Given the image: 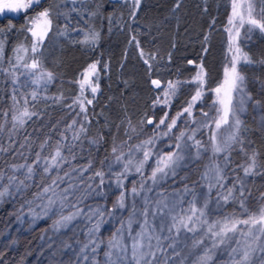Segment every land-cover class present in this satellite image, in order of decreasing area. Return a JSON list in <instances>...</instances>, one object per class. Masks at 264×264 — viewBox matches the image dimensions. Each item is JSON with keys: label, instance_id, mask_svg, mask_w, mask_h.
I'll return each mask as SVG.
<instances>
[{"label": "rangeland", "instance_id": "obj_1", "mask_svg": "<svg viewBox=\"0 0 264 264\" xmlns=\"http://www.w3.org/2000/svg\"><path fill=\"white\" fill-rule=\"evenodd\" d=\"M65 1L70 2V0H52L48 5V8L51 9L52 27L57 29L56 27L63 25V22L66 24L73 22V27L70 30L73 33L83 35L82 37H85V29L98 33L100 21L105 23L108 33L114 31V34L119 35L118 29L112 31V28H115L113 26L116 24V20L121 13L124 15L127 12L130 15L132 11L130 4L126 3L125 0L121 8L117 9L120 12L115 14L107 13L103 0H83V3L77 2L75 5L70 2L67 5L69 11L63 8ZM4 2L5 0H0V3ZM252 2L255 5L254 14L259 17L258 6L255 0ZM232 5L233 0H231L226 28L231 27L228 21L232 15ZM73 8L76 10L73 11ZM39 12L32 17H35ZM18 13L5 10L0 12V18L4 16L15 17ZM141 13V10L138 11L134 20L130 22L131 27L140 28V36L146 34V26L154 27V29H159L161 24H165V27L168 25L167 28L171 26L169 21L154 23L149 20L148 16ZM30 26L29 21L28 27ZM244 27V31L240 32V38L245 40L251 26L245 24ZM164 32V39H166L168 32ZM227 33L229 39V32L227 31ZM28 34L32 44L31 33L28 32ZM157 38L158 44H160L159 36ZM167 40L168 38L165 41ZM4 41H6V37L0 35V42L3 44ZM14 49L15 46H12V50L6 58L0 53V64L2 62L7 63L8 60H16L17 54ZM88 67L83 70L79 80L83 78L82 74ZM41 71L48 72L40 69L33 74L23 65L15 66L13 70H0L2 82L0 89L6 95L5 101L0 105V121L3 127V131H0V149H3L0 151V159H2L0 163V191H4L5 187L8 188L7 194L0 197V264H58L67 252H71V260L68 264H93V261L95 264H106L104 253L107 251L108 240L117 229H121V232L117 234L120 247L127 249L126 253L117 252L116 249H113V259H117L119 256L124 257L122 261L117 259V264H135L132 260L134 238L140 240L141 252L155 253V256L145 257V259L151 260L152 264H197L198 257L203 256L208 249H211L212 255L210 264H231L233 256L238 258L236 253L231 255L230 253L232 248L243 249L245 237L239 234L233 236L229 233L228 236L231 238L227 239L225 244L218 248H212L213 240L207 229L210 224L217 221L222 223L225 217L246 216L245 209L240 206L241 200L250 211H259L260 196L264 192V169L257 166L253 175H244L241 166L250 163L248 155L253 150L249 146L247 138L240 132L239 135L244 141L243 145L233 144L228 152L215 157V162L222 169L225 187L212 188L209 193V182L216 183L214 173L211 174L208 181L203 179V174L208 171L213 163L210 159L212 157L210 133L215 130L212 118L217 115L215 109L218 106L213 104L216 97L212 98L210 92L206 91L204 95L208 97L202 98L203 100L200 102V106L205 107L204 112L196 111L192 117L186 113L180 116L176 127L167 136L157 135L158 131L167 130L165 126H161L160 130L155 129V124L159 123L167 111L162 107V117L152 120L153 124H147L146 120H134L118 133H115L108 155L103 157L102 152L96 147L95 138L91 136L86 141L88 156L76 159L75 155H81L80 152L78 153V149L84 144L82 137L79 140L73 139L74 132L77 133L79 122L78 111L77 113L73 110L61 118L47 119L37 128H26L24 124L23 127L17 125V128L13 129L12 116L14 113L18 114V111L23 110L25 100H27L28 109L35 112L32 107L33 102L58 99V95H52L41 90L45 85L56 81L54 76L50 81L47 77H43L37 83H33ZM13 73L15 75H12ZM13 80L16 83H13ZM91 83L96 86L97 74L91 77ZM78 86L80 88L79 83ZM258 90L256 99H248L249 95L244 86L245 110L239 115L242 122L246 121L264 138V70L258 82ZM33 92L36 93L35 99L32 96ZM164 93L165 89L159 87L158 96L161 98ZM86 94H93L87 85H85L83 92V95ZM237 98L239 99V97ZM183 102L184 100L180 99L172 112L167 111L168 122L177 116ZM201 109L203 110V108ZM205 112L208 113V116L204 115ZM149 117L152 118V116ZM205 124H208L210 128L205 127ZM69 125H73V127L69 128ZM48 128H51L53 133L52 139L40 137L41 132L48 130ZM230 131L228 126H223L219 132V140L223 142L227 139ZM181 132L184 133V138L179 143H181V151L185 155V160L181 162V166L175 168L174 173L168 170L169 174L161 176L158 182L154 184L148 177L151 176L155 167L157 156L175 151V144L178 142L176 137ZM192 135L207 148V150L205 147L200 149L199 159L195 158L197 149L193 146V141L187 139L188 136ZM150 138H154V143L144 145L143 142ZM45 141H47L46 144ZM42 144H44L43 148H41ZM58 144L63 145L62 155L67 157V161L62 163L59 169H52L50 173L45 174L43 170L45 158L54 155ZM137 146H140V151H137ZM114 147L116 148L115 153H113ZM241 148L244 151H241ZM145 149H150L152 156L145 164L143 175H141L136 172L135 165L143 159V150ZM37 153H40L39 164L35 163ZM121 154L122 160L117 161L116 156ZM225 155L230 157L227 163L224 160ZM129 159L132 160V164L129 165L128 172L121 177L123 188L117 187L116 175L123 172L124 164ZM89 164L91 167H88ZM19 165H25V167L14 172L13 167ZM28 165H33L34 168L31 178H26ZM85 167H88V170L81 175L80 170ZM96 171H104L105 182L101 187H97L100 178L94 177ZM65 173H69V175L65 176ZM10 176H15L11 182L9 181ZM58 176L64 177V182L58 181L57 192L69 184L78 185L71 191L68 200L62 204L61 200L54 196L53 199L56 202L49 204L46 198L38 199L36 193L42 192V189ZM89 177L94 178L89 179ZM240 180L244 181L245 194L243 197L240 196ZM89 184L92 185V188H88ZM134 185L139 195L134 196L132 194ZM234 185V198L230 199L228 203H224L221 195L226 194V189ZM149 189L151 190L149 191ZM121 191L125 193L124 208L117 206V199ZM206 199L208 203L205 208ZM145 200H147V205ZM157 201H162V203L158 205ZM193 203L197 209L203 208L205 213L199 220L194 219L192 222L197 230L190 232L179 226V231L175 228L169 231L174 223L173 216L179 220L186 215H192L189 209ZM165 204L167 207H164ZM145 207L148 208L147 217L143 215ZM134 208L135 214L133 215ZM78 209H82L79 214H77ZM153 210H155V215H153ZM68 215H74L71 222L61 221L63 216ZM196 216H199V212L196 213ZM145 219H147V225L143 231L146 232V235L138 237L137 234L142 231L141 225H144ZM57 221H61V223L57 224ZM97 223L100 225L99 232L94 230V225ZM189 226L191 227L192 224ZM218 227L219 225H217V230ZM239 227L244 228V226ZM90 230H92L91 233ZM89 234L95 238L100 246L96 252H92L91 248L94 245L89 244V248L81 252L84 244L89 243ZM148 235L153 237L150 241L147 238ZM157 236L160 238L159 243L156 239ZM236 239H239L241 244L238 245ZM197 240H202V242L194 247V241ZM149 244L151 248L148 247ZM262 246H264V240L253 245L256 251L252 254L251 264H264V252L259 250ZM84 256H87L88 259L85 260ZM141 264H144L143 260Z\"/></svg>", "mask_w": 264, "mask_h": 264}, {"label": "trees", "instance_id": "obj_2", "mask_svg": "<svg viewBox=\"0 0 264 264\" xmlns=\"http://www.w3.org/2000/svg\"><path fill=\"white\" fill-rule=\"evenodd\" d=\"M51 1L40 0L39 4L19 12L15 17L0 18V29L3 30L0 35L6 37L2 55L6 58L12 46L17 48L23 45L28 51L21 55L27 63H31L35 56L40 61V69L53 74L56 81L45 85L41 90L58 95V99L33 102L36 115L25 126L30 129L37 128L47 119L61 118L73 110L78 111L80 114L77 112L79 122L76 131L79 133L83 125L87 132L79 133L84 144L78 149L81 155H75L76 159L88 156L86 141L91 136L95 138L96 147L104 157L108 155L114 134L125 128L129 122L144 121L149 116H152V120L162 117V107L172 112L180 99L184 100L180 109L182 112L195 94L197 84L191 81L199 71V66H203L205 72L204 94L207 91L212 98L216 97L211 89L223 81L224 69L232 57L226 31L231 0H141L138 10L142 11L141 14L148 16L154 23L169 21L171 26L167 28L168 25L165 27V24H161L159 29L146 26V34L140 36V28L131 27L130 22L134 19L125 12L124 15L120 14L113 26L115 28H112V31L118 29L119 35L114 34V31L108 33L105 23L100 21L97 42L85 44L82 42L83 35L70 30L73 22H63L57 29L52 27L40 51L34 54L26 30L28 22L34 14L48 8ZM70 2H64L63 8L67 11ZM255 2L260 12L264 4L261 0ZM104 7L107 8V13L120 12L117 6ZM164 31L168 32L167 41V38L164 39ZM86 32L89 29H85ZM236 43L253 60L251 64L240 63L238 69L245 77L246 92L251 99H256L259 93L258 82L264 70V63L261 62L264 61V33L253 28L245 40L239 38ZM141 51L144 57L141 56ZM145 59L149 60L148 64H145ZM93 63L97 64V92L83 95L77 81L83 70ZM16 64V60L2 62L0 70H13ZM151 79L158 80L165 92L169 91V82L177 85L176 94L171 97L169 105L162 103L164 94L160 98L161 103H155L159 88L150 84ZM77 97L85 102L86 113H82L79 105L74 103ZM207 97L203 95L202 98ZM5 99L6 95L0 89V105ZM89 99L93 101L90 105L86 103ZM200 102L195 105L192 114L196 111L204 112L205 107L200 106ZM241 133L247 138L251 149L257 153L258 167L264 169V138L246 121L242 124ZM52 135L51 128H48L39 136L52 139ZM70 260L71 252H67L58 264H68Z\"/></svg>", "mask_w": 264, "mask_h": 264}, {"label": "snow or ice", "instance_id": "obj_3", "mask_svg": "<svg viewBox=\"0 0 264 264\" xmlns=\"http://www.w3.org/2000/svg\"><path fill=\"white\" fill-rule=\"evenodd\" d=\"M40 0H5L4 3H0V12H3L5 10L10 12H21V11H27L28 9L32 8L33 5L39 4ZM72 4L75 5L77 2L83 3V0H71ZM126 3L130 4L132 11H131V18H135L137 15V12L140 8L141 0H125ZM261 3L264 4V0H261ZM179 6V5H177ZM73 11L76 9L73 8ZM261 15L257 17L255 13V5L252 2V0H233L232 5V15L229 17V25L230 28H226V31L229 32V52L232 54L231 61L229 65H227L224 69V79L223 81L214 89H211L215 93L216 99L213 101L214 105H217L216 107V113L217 115L212 118V124L215 126V130H212L210 133V140H211V152H212V159L213 163L208 168V171H206L203 174V179L208 181L210 180L211 174L214 173V179L216 181L215 184L209 182V193L211 192L212 188L219 187L224 188L225 185L223 183L224 177L222 176V169L219 167V165L215 162V157L218 156L221 153L228 152L229 149L232 148L233 144L239 143L243 145L244 141L240 137V132L242 130V120L240 119V113L245 110V99H244V75L239 71L238 65L240 63H246L251 64L253 63V60L251 57L242 51L241 47L236 43V41L240 38L241 33L240 29L244 27L245 24H248L251 26L249 31L251 29H259L260 32L264 33V7H261L260 9ZM94 14V13H93ZM238 21V23H237ZM30 27H27V31L31 33L32 36V44H31V51L32 53H37L40 51L41 45H43L45 38L48 36L49 32L52 29V19H51V9L45 8L44 10L40 11L35 17H32L30 19ZM11 27V25L9 26ZM0 31H3L0 29ZM63 34V33H61ZM99 38V33L94 31H89L85 33L84 40L82 41L85 44H95ZM207 39V37H205ZM139 47V45H137ZM14 51L17 53L16 55V66L19 67L21 63H23V67L25 69H28L29 72L35 74L36 71L40 70V61L35 58V56L32 59L31 63H27L24 60V56L21 55V53H26L28 51L27 48H25L23 45L17 47L14 49ZM3 52V44L0 42V53ZM141 56L144 57L143 51H141ZM154 59V57H152ZM145 64L149 63L148 59L144 60ZM264 63V61H261ZM191 63V62H190ZM96 68L97 64L93 63L89 65L88 69L82 74V79L78 81L80 84V91L83 93L85 91V85L91 88V91L93 94L97 92V87L93 86L91 83V77L96 74ZM12 75H15L13 73ZM43 77H47V79L50 81L53 78V74L50 72H40V75L33 80V83H37L38 80H40ZM193 83L197 84V88L195 90V94L191 97V99L187 102L186 107L183 108L182 112L177 113L176 117L171 118L170 122H168V113L165 112L163 118L159 120V123L155 124V129L160 130L161 126L166 127V131L157 132V135L167 136L169 135L173 128L177 125V120L180 116L184 115L185 113L192 117L193 108L195 105L201 101L203 95H204V88H205V72L203 66H199V71L197 72L196 76L194 77ZM13 83H16L15 80H13ZM153 85H155L157 88L160 87V82L158 80L152 81ZM176 87L177 85L169 82L168 89L169 91H166L164 93L165 99L162 101V103L167 106L171 102V97L176 94ZM33 99L36 97V93H32ZM239 97V99L237 98ZM15 100V97H13ZM248 99H251L249 96ZM92 100L89 99L86 101L88 105L92 104ZM75 104L79 105L80 111L82 113H86L87 109L85 106V102L82 100L81 97H77V99L74 101ZM156 104L161 103V99L158 96L156 101ZM27 100H25V107L22 111H18L17 113H14L12 116L13 120V129L17 128V125L20 127H23V125L26 123L28 119H31L32 116L36 115L35 112H32L28 109ZM71 107V106H70ZM205 116H208V113H204ZM85 119L87 117L85 116ZM148 124H153V121L151 119L147 120ZM73 124H75V121H73ZM205 127H210L208 124L204 125ZM223 126H228L231 131L229 132V135L227 136V139H225L223 142L219 140V132L220 129ZM73 125H69V128H72ZM0 131H3V127L0 126ZM134 131V129H133ZM87 129L81 125L79 129V133H86ZM79 133L74 132L73 139L79 140L80 135ZM184 133L181 132L179 136L176 137V140L178 141L175 144V151H170L167 154L159 155L156 158L155 161V167L152 170L151 176L148 177V179L152 180L153 183H157L158 179L161 178V176H167L168 170H171L173 173L175 172V168L181 166V162L185 160V155L181 151V143L179 141L183 140ZM188 140L193 141V146L197 149L196 152V159L200 158V149L202 147H205L201 144L199 140L195 139V136H188ZM47 141H45V144ZM154 143V138H150L143 142L144 145H150ZM44 147V144L41 145V148ZM187 147V145H185ZM62 144H58L55 149L54 155H51L50 158H45V164H44V173L48 174L52 171V169H59L61 164L67 161V157L62 155ZM140 146H137V151H140ZM205 150L207 148L205 147ZM0 151H3V149H0ZM241 151H244L243 148H241ZM116 152V148H113V153ZM37 160L36 164H39L40 161V153H37ZM247 155V153H246ZM152 156V152L150 149L143 150V159L140 160L135 165V170L137 173H140L143 175V168L145 164H147L149 158ZM230 157L229 155L224 156V160L227 163L229 161ZM117 161L122 160V154L116 156ZM248 160L250 163H248L246 166L242 165V170L244 172L245 176L253 175L254 169L258 166L257 162V153L255 150L252 151L250 155H248ZM132 164V160L129 159L127 163L124 164L123 172L116 175V182L117 187L123 188V183L121 177L128 172L129 165ZM25 165H19L13 167V171L19 170V168H23ZM88 167H91V164L88 165ZM88 167L82 168L80 170V174L82 175L83 172H86L88 170ZM33 165L27 166V173L26 178H31L33 175ZM75 171V169H73ZM69 175V173H65V176ZM94 177L100 178V183L97 185V187H101L104 184V173L103 171H96L94 174ZM94 177H89V179H93ZM15 179V176H10L9 181ZM64 182V177H56L52 179L51 183L44 187L42 189V192L36 193V196L38 199H44L46 198L49 204H54L56 201L53 199V197H58L61 200V203L63 204L64 201L68 200L69 194H71V191L74 189V187H78V185L69 184L66 188L60 190V192H57L56 189L59 188V183ZM21 184H23V181H21ZM239 184L241 185L240 189V196H244V181L240 180ZM88 188H92V185L89 184ZM141 188H143V185H141ZM95 190V189H93ZM151 189H149L150 191ZM234 191H235V185L233 187H229L226 189V194L221 195V198L224 203H228L230 199L234 198ZM8 192V188L5 187L4 191H0V197H4ZM51 193V195H49ZM132 194L139 195V192H137L135 185L132 189ZM125 200V193L124 191H121L120 196L117 199V206L120 208H124ZM260 202L261 206L259 208L258 212L250 211L245 207L244 202L241 200L240 206L241 208L245 209L246 216H235L233 215L232 218L225 217L224 221L221 223L219 221L210 224L208 226V233L211 235V238L213 240L212 248H218L221 245L226 243L227 239H230L231 237L228 236L229 233L233 234V236H236V234H239L240 236L245 237L244 241V247L242 250H238L237 248H232L231 253H236L237 256L232 257L231 264H251L252 262V254L256 251V248L253 247V245L257 244L261 240H264V192L261 193L260 196ZM162 201H157V204H161ZM207 199L205 200L204 207H207ZM145 204L147 205V200H145ZM75 207V205H73ZM164 207H167L165 204ZM82 209H78L77 214L81 212ZM189 211L192 213V215H186L184 217H181L179 220L175 216L172 217V220L174 223L171 225V228L169 231H171L172 228H175L177 231H179V226H182L185 230L190 232H195L196 226L194 223V219L199 220L201 217L205 215L204 209L200 208L197 209L195 206V203L192 204ZM199 212V216H196V213ZM135 214V208L133 209V215ZM143 215L145 217L148 216V208L145 207L143 210ZM153 215H155V210H153ZM74 219V215H68L63 216L61 218V221L63 222H71ZM61 221H57V224H60ZM206 223V221H204ZM131 224V220L129 221V227ZM192 224L190 227L189 225ZM147 225V219H145L144 225H141L142 231L137 234L138 237H143L146 235V232L143 231L145 226ZM217 225H219L217 230ZM240 225H243L244 228L239 227ZM100 225L97 223L94 225V230L96 232H99ZM163 230V229H161ZM92 230H90L91 233ZM121 232V229H117L115 233L112 234V236L108 240V247L107 251H105L104 255L106 257V264H117L118 260H123V256H119L117 259H113V249H116L117 252H127L126 248L120 247V241L117 239V234ZM148 240L150 241L153 237L151 235H148ZM158 243L160 238L156 237ZM218 240V243H217ZM249 240L251 241L249 243ZM202 242V240L194 241V247L199 245ZM236 243L239 245L241 244V241L239 239H236ZM89 244L94 245L91 248L92 252H96L99 248L100 244L96 242L95 238L92 237L89 234V243H85L83 248L81 249V252H83L85 249L89 248ZM171 247V245H169ZM142 245L140 243V240L137 238H134V242L132 244V260L135 262V264H141V261H144V264H152L151 260L145 259L146 256H155L154 252H141ZM149 248H151V245H148ZM261 252H264V246L260 247L259 249ZM84 259L87 260L88 257L84 256ZM212 260L211 255V249H208L205 251L203 256L198 257L197 264H210ZM93 264H95V261H93Z\"/></svg>", "mask_w": 264, "mask_h": 264}, {"label": "flooded vegetation", "instance_id": "obj_4", "mask_svg": "<svg viewBox=\"0 0 264 264\" xmlns=\"http://www.w3.org/2000/svg\"><path fill=\"white\" fill-rule=\"evenodd\" d=\"M124 0H119L118 2H110L109 0H103L104 6L111 7V6H117L119 9L121 8V5L123 4ZM120 2V3H119Z\"/></svg>", "mask_w": 264, "mask_h": 264}, {"label": "water", "instance_id": "obj_5", "mask_svg": "<svg viewBox=\"0 0 264 264\" xmlns=\"http://www.w3.org/2000/svg\"><path fill=\"white\" fill-rule=\"evenodd\" d=\"M109 1H110V2H118L119 0H109ZM153 80H155V79H151V80H150V84H151V85H153V83H152ZM149 119L152 120L151 117H148V118L146 119V123H147V120H149ZM147 124H148V123H147Z\"/></svg>", "mask_w": 264, "mask_h": 264}, {"label": "bare ground", "instance_id": "obj_6", "mask_svg": "<svg viewBox=\"0 0 264 264\" xmlns=\"http://www.w3.org/2000/svg\"><path fill=\"white\" fill-rule=\"evenodd\" d=\"M122 1V0H121ZM120 3V2H119ZM204 131V130H203ZM204 134V133H203Z\"/></svg>", "mask_w": 264, "mask_h": 264}]
</instances>
